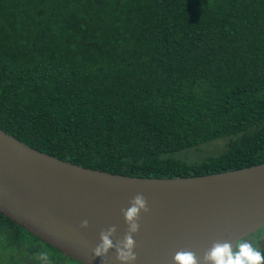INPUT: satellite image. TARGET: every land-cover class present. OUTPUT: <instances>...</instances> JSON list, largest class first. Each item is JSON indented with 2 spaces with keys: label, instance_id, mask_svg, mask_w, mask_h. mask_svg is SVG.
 <instances>
[{
  "label": "trees",
  "instance_id": "trees-1",
  "mask_svg": "<svg viewBox=\"0 0 264 264\" xmlns=\"http://www.w3.org/2000/svg\"><path fill=\"white\" fill-rule=\"evenodd\" d=\"M0 128L124 175L263 163L264 0H0ZM221 138L202 161L176 156ZM29 233L0 213V252L43 242L84 264Z\"/></svg>",
  "mask_w": 264,
  "mask_h": 264
},
{
  "label": "water",
  "instance_id": "water-1",
  "mask_svg": "<svg viewBox=\"0 0 264 264\" xmlns=\"http://www.w3.org/2000/svg\"><path fill=\"white\" fill-rule=\"evenodd\" d=\"M138 193L134 264H174L179 250L202 259L216 241L235 245L264 227V162L195 176L140 177L85 167L40 151L0 128V213L84 264H120L114 249L94 257L100 232L127 231L121 209ZM89 226L81 228L82 220Z\"/></svg>",
  "mask_w": 264,
  "mask_h": 264
},
{
  "label": "clouds",
  "instance_id": "clouds-1",
  "mask_svg": "<svg viewBox=\"0 0 264 264\" xmlns=\"http://www.w3.org/2000/svg\"><path fill=\"white\" fill-rule=\"evenodd\" d=\"M141 212L148 213L147 200L143 194H136L129 202L127 208L121 209V213L127 225V231L122 239L114 242L116 227L110 226L100 232V242L92 249L94 257L107 259L110 250L116 252V259L120 264H134L137 256L134 252L136 242L133 238L140 228ZM89 221L82 220L80 227L87 228ZM46 259V255L44 257ZM174 264H264V252L253 243L241 240L233 245L230 242L216 241L211 248L205 251L202 259L189 250H179L173 257Z\"/></svg>",
  "mask_w": 264,
  "mask_h": 264
},
{
  "label": "rangeland",
  "instance_id": "rangeland-1",
  "mask_svg": "<svg viewBox=\"0 0 264 264\" xmlns=\"http://www.w3.org/2000/svg\"><path fill=\"white\" fill-rule=\"evenodd\" d=\"M226 142L227 140L224 138L209 141L208 143L200 145L199 148H192L177 153L176 156L188 161H202L211 154H219L222 152L226 148ZM245 241L253 243L260 250L264 249V229L257 233H251ZM38 243L28 245L24 250L26 255L24 257H22L18 250L0 252V264H10L21 258L28 264H56L55 261L51 260V256L48 255H52L51 253L54 254V252L50 253L43 242ZM45 255L46 259L44 258ZM72 263L77 264L75 262Z\"/></svg>",
  "mask_w": 264,
  "mask_h": 264
},
{
  "label": "bare ground",
  "instance_id": "bare-ground-1",
  "mask_svg": "<svg viewBox=\"0 0 264 264\" xmlns=\"http://www.w3.org/2000/svg\"><path fill=\"white\" fill-rule=\"evenodd\" d=\"M173 156V155H172ZM175 157V156H174ZM187 162V161H186ZM242 168V167H241ZM28 232V231H27ZM30 234V233H29ZM33 239V238H32ZM56 250V249H55ZM63 259V258H62Z\"/></svg>",
  "mask_w": 264,
  "mask_h": 264
}]
</instances>
